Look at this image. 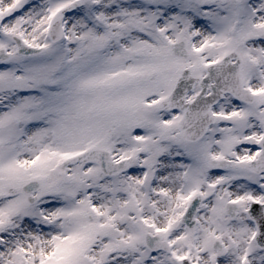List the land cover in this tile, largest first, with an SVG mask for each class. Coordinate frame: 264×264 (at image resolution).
Wrapping results in <instances>:
<instances>
[{
  "label": "snow or ice",
  "instance_id": "snow-or-ice-1",
  "mask_svg": "<svg viewBox=\"0 0 264 264\" xmlns=\"http://www.w3.org/2000/svg\"><path fill=\"white\" fill-rule=\"evenodd\" d=\"M0 264H264V0H0Z\"/></svg>",
  "mask_w": 264,
  "mask_h": 264
}]
</instances>
